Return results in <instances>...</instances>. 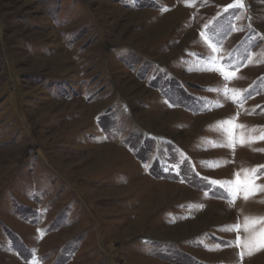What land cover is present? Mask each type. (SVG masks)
<instances>
[{
  "label": "rangeland",
  "instance_id": "rangeland-1",
  "mask_svg": "<svg viewBox=\"0 0 264 264\" xmlns=\"http://www.w3.org/2000/svg\"><path fill=\"white\" fill-rule=\"evenodd\" d=\"M260 137L264 0H0V264H264Z\"/></svg>",
  "mask_w": 264,
  "mask_h": 264
},
{
  "label": "snow or ice",
  "instance_id": "snow-or-ice-1",
  "mask_svg": "<svg viewBox=\"0 0 264 264\" xmlns=\"http://www.w3.org/2000/svg\"><path fill=\"white\" fill-rule=\"evenodd\" d=\"M235 3L237 6H241L243 4V0H235ZM209 59H211L209 57ZM261 139H264V137H260ZM253 171V176L251 179H247V180H241L239 179V174H237V180L235 182L234 185H232L233 188V192L230 193V197H232L233 199L236 198V193L240 192V191H244L245 195H244V199L247 200L250 196L255 195V193L257 191H264V187L262 186H258L254 183L256 177H255V171L256 170H252ZM213 184H216L217 182L213 181ZM264 223V217L261 218H249L248 222L246 223L245 227L247 229V227L249 225H257V224H262ZM234 228H236L238 230L239 226H232ZM261 237H264V232L260 233ZM253 250H259V247L253 249ZM253 250H249L248 254L251 255Z\"/></svg>",
  "mask_w": 264,
  "mask_h": 264
}]
</instances>
